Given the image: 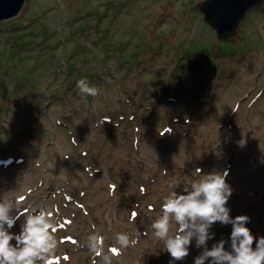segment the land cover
Segmentation results:
<instances>
[{
  "label": "rangeland",
  "instance_id": "rangeland-1",
  "mask_svg": "<svg viewBox=\"0 0 264 264\" xmlns=\"http://www.w3.org/2000/svg\"><path fill=\"white\" fill-rule=\"evenodd\" d=\"M202 1L26 0L0 22V195L51 208L60 264H99L83 247L94 231L105 252L117 232L136 241L112 264H168L149 224L197 167L227 170L230 216L255 199L246 226L264 236V2L220 41ZM85 78L97 96L80 94Z\"/></svg>",
  "mask_w": 264,
  "mask_h": 264
},
{
  "label": "clouds",
  "instance_id": "clouds-1",
  "mask_svg": "<svg viewBox=\"0 0 264 264\" xmlns=\"http://www.w3.org/2000/svg\"><path fill=\"white\" fill-rule=\"evenodd\" d=\"M76 87L84 96L95 97L99 92L86 78L78 80ZM245 145L242 138L238 146ZM193 172L198 179L179 192L175 189L180 184L174 185L149 224L151 236L162 245L160 250L170 256L168 264L185 260L193 241L195 248L200 250L194 257V264H264V236L252 234L246 226L249 216H230L227 203L233 190L226 182L227 170L204 173L197 167ZM23 201L24 195L17 187L0 195V264H60L57 249L62 241L55 235L58 222L53 211L45 205L25 209ZM21 217L19 231L13 232ZM217 222L230 224L231 233L228 240L220 239L209 246V241L215 240L211 228ZM59 227L63 228L64 224ZM114 241L105 252L104 237L94 231L86 237L83 247L100 258L99 264H112L113 257L136 243L127 232H117Z\"/></svg>",
  "mask_w": 264,
  "mask_h": 264
},
{
  "label": "water",
  "instance_id": "water-1",
  "mask_svg": "<svg viewBox=\"0 0 264 264\" xmlns=\"http://www.w3.org/2000/svg\"><path fill=\"white\" fill-rule=\"evenodd\" d=\"M26 0H0V22L21 14ZM264 0H203L199 9L203 20L215 31L220 41L231 40L249 9Z\"/></svg>",
  "mask_w": 264,
  "mask_h": 264
},
{
  "label": "bare ground",
  "instance_id": "bare-ground-1",
  "mask_svg": "<svg viewBox=\"0 0 264 264\" xmlns=\"http://www.w3.org/2000/svg\"><path fill=\"white\" fill-rule=\"evenodd\" d=\"M5 158V157H4ZM5 160V165H6V167H7V163L9 162V159L8 158H6V159H4ZM3 159L0 161V165L1 164H3ZM11 166V165H10ZM11 188H9V190H10ZM17 190H19V189H17ZM26 198V197H25ZM25 198H24V200H25ZM262 199V202L261 203H259L258 202V200L256 199V201H257V205L258 206H261V205H263L264 204V199L263 198H261ZM255 204V199H253V200H251V202H247V203H243L242 204V206L240 207V209H241V211H243L242 212V215H247V216H249L250 218H252L253 217V215H255V209H256V204ZM259 213H260V215L257 213V211H256V214H258L259 216H260V219L258 220V225H260L259 224V222L260 221H262V223H263V227L262 228H264V207H259ZM23 219V218H22ZM70 223H71V220H70ZM69 227H71V224L69 225ZM112 227H115V228H117V226H116V224H114ZM111 227V228H112ZM257 227V226H256ZM230 233H231V225L229 226V228L228 229H226L225 231H224V235H223V238H224V240H228V238H229V236H230ZM141 243H144L142 240L140 241ZM194 241H193V245H194ZM192 245V246H193ZM137 248L140 250L141 248L139 247V246H137ZM143 250V249H142ZM133 258V257H132ZM189 261V256L185 259V260H183V261H178V263L177 264H179V263H181V262H183L184 264H187V262ZM140 262V260L138 259V258H135V259H132L131 260V263L132 264H138ZM163 262V261H162ZM162 262H160V264H162Z\"/></svg>",
  "mask_w": 264,
  "mask_h": 264
},
{
  "label": "trees",
  "instance_id": "trees-1",
  "mask_svg": "<svg viewBox=\"0 0 264 264\" xmlns=\"http://www.w3.org/2000/svg\"><path fill=\"white\" fill-rule=\"evenodd\" d=\"M110 2V1H109ZM110 9V7L109 8H107L106 9V11L104 12V13H102L101 14V16L99 17V19L98 20H103L104 19V17H106V14H107V12H108V10ZM100 10V9H99ZM98 10V11H99ZM92 15V14H91ZM83 16H84V14H82V18H83ZM86 16V15H85ZM79 17V16H78ZM97 29H99V27L97 28ZM233 47H229V49H232Z\"/></svg>",
  "mask_w": 264,
  "mask_h": 264
}]
</instances>
